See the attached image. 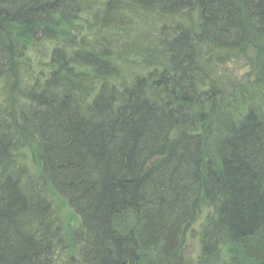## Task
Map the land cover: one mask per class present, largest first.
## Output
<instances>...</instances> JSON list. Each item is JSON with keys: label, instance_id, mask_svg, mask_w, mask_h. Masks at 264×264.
<instances>
[{"label": "trees", "instance_id": "trees-1", "mask_svg": "<svg viewBox=\"0 0 264 264\" xmlns=\"http://www.w3.org/2000/svg\"><path fill=\"white\" fill-rule=\"evenodd\" d=\"M258 87L264 0H0V264H264Z\"/></svg>", "mask_w": 264, "mask_h": 264}, {"label": "bare ground", "instance_id": "bare-ground-1", "mask_svg": "<svg viewBox=\"0 0 264 264\" xmlns=\"http://www.w3.org/2000/svg\"><path fill=\"white\" fill-rule=\"evenodd\" d=\"M262 80V78H261V76H259L258 77V79H256V81H261ZM244 82V81H243ZM261 92V91H260ZM262 93V92H261ZM194 98V97H193ZM224 104V108H223V110H226V111H228L229 109L228 108H230V109H233L234 107H236V104H235V102H233V101H227V102H225V103H223ZM220 105H222V104H220ZM245 112H249V109L247 108V110L245 109ZM203 147L205 148V149H203ZM209 147L206 145V144H202V146L200 147V150H205L206 151V149H208ZM202 152V151H201ZM210 154H212V152L210 151ZM213 155V154H212ZM201 198H202V196H201ZM220 208V207H219ZM210 209H212L214 212H216V209L218 210V207H215V208H211V206H210ZM204 210H205V206H204V200H202V201H200L199 202V204L196 206V214H198V216H203V214H204ZM49 225V224H48ZM46 228H48L52 233H53V230L51 229V226H47Z\"/></svg>", "mask_w": 264, "mask_h": 264}, {"label": "rangeland", "instance_id": "rangeland-1", "mask_svg": "<svg viewBox=\"0 0 264 264\" xmlns=\"http://www.w3.org/2000/svg\"><path fill=\"white\" fill-rule=\"evenodd\" d=\"M231 71H232L231 73H234L236 76H237V74L239 75V74L245 72V70H242V71H241V70H237L236 67H235L234 69H232ZM257 89H260V90L262 89L261 92L264 93V90H263L262 87H258ZM193 257H194V256H193Z\"/></svg>", "mask_w": 264, "mask_h": 264}]
</instances>
